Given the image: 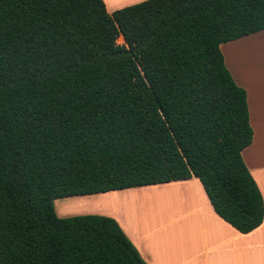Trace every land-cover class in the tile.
<instances>
[{
  "label": "trees",
  "instance_id": "1",
  "mask_svg": "<svg viewBox=\"0 0 264 264\" xmlns=\"http://www.w3.org/2000/svg\"><path fill=\"white\" fill-rule=\"evenodd\" d=\"M260 31L264 0H0V264H146L114 219L54 201L191 178L258 228L246 93L220 45Z\"/></svg>",
  "mask_w": 264,
  "mask_h": 264
},
{
  "label": "crops",
  "instance_id": "2",
  "mask_svg": "<svg viewBox=\"0 0 264 264\" xmlns=\"http://www.w3.org/2000/svg\"><path fill=\"white\" fill-rule=\"evenodd\" d=\"M102 1L108 13L146 0ZM246 47L247 67L240 62ZM220 51L246 93L253 135L241 156L264 202V31L221 44ZM103 195L109 196L105 210L92 213L114 219L146 264H264V219L252 232L239 233L216 215L196 178ZM62 208L66 215L55 212L59 218L76 214L70 211L76 205Z\"/></svg>",
  "mask_w": 264,
  "mask_h": 264
},
{
  "label": "rangeland",
  "instance_id": "3",
  "mask_svg": "<svg viewBox=\"0 0 264 264\" xmlns=\"http://www.w3.org/2000/svg\"><path fill=\"white\" fill-rule=\"evenodd\" d=\"M111 13L112 12H108V14H111ZM117 44H123L122 38H118ZM240 54L242 55V57L240 56V62H241V58H242L243 66L247 67V64H246L247 47L240 49ZM103 194H105V193H103ZM103 194L91 195V196H86V197H77L75 199H73V198L72 199H70V198L60 199V200L54 201L55 212L58 213V211H59V213L62 214L60 212V211L64 210L62 208V206H65V207L68 206L69 207V205H76V209L70 210V211H72V214H75L73 212H76V214L69 216V217L83 216V215H96L95 213H92V212L104 211L105 206H107V204L105 205V202L107 201L106 198L109 199L108 198L109 196L106 197ZM104 199H105V201H104ZM69 217H66V218H69Z\"/></svg>",
  "mask_w": 264,
  "mask_h": 264
},
{
  "label": "bare ground",
  "instance_id": "4",
  "mask_svg": "<svg viewBox=\"0 0 264 264\" xmlns=\"http://www.w3.org/2000/svg\"><path fill=\"white\" fill-rule=\"evenodd\" d=\"M65 210V209H64ZM62 214H65L66 215V213L65 212H62V211H60ZM67 212H68V210H67ZM67 214H71V212L70 213H67Z\"/></svg>",
  "mask_w": 264,
  "mask_h": 264
}]
</instances>
